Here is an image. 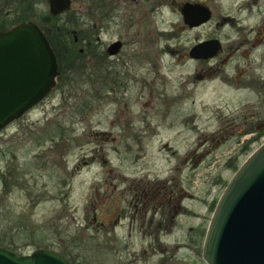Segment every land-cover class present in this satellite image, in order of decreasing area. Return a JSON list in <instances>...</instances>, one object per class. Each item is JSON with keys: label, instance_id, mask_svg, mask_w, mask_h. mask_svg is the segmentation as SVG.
<instances>
[{"label": "rangeland", "instance_id": "rangeland-1", "mask_svg": "<svg viewBox=\"0 0 264 264\" xmlns=\"http://www.w3.org/2000/svg\"><path fill=\"white\" fill-rule=\"evenodd\" d=\"M27 1L31 18L21 21L41 29L58 73L40 102L0 130V245H13L19 253L51 248L73 264H119L121 240L106 222L101 228L97 219L90 222L92 211L97 217L101 198H110L112 206L116 190L132 178L166 179L174 193H185L180 204L187 212H179L160 235L166 251L137 264L163 258L164 264H204L200 249L214 204L237 166L264 140L263 130L254 129L264 124V97L255 88L234 89L233 79L231 86L219 78L192 83L193 71H203L205 64L177 56L199 40L217 36L224 44L226 34L236 36L228 25L215 27L220 17L257 24L264 18V0L250 2L249 8L245 0H206L211 18L180 30L179 13L165 0H70L69 9L53 20L44 19L50 15L47 0ZM18 5L24 7L18 0L0 3V29L18 23H12ZM114 40L121 49L105 54ZM260 73L249 75L264 78V66ZM150 86L167 93L183 86L178 109L162 118L161 108L143 106ZM248 113H255L253 134L234 133L218 143L215 136L203 145L209 154L198 162L183 161L203 135L231 122L236 131ZM170 122L180 134L167 130ZM154 126L158 135L148 136ZM100 132L109 133L110 140ZM122 206L125 237L129 209L125 202ZM137 225L136 218L125 240L136 254L150 242Z\"/></svg>", "mask_w": 264, "mask_h": 264}, {"label": "water", "instance_id": "water-1", "mask_svg": "<svg viewBox=\"0 0 264 264\" xmlns=\"http://www.w3.org/2000/svg\"><path fill=\"white\" fill-rule=\"evenodd\" d=\"M48 13L69 9L70 0H47ZM183 24L197 27L210 18L200 3L185 2L178 8ZM121 46L107 47L115 55ZM217 39L194 43L192 59L216 54ZM54 53L41 29L25 20L0 29V130L39 102L54 85L57 75ZM100 132L99 134H102ZM204 264H264V140L237 166L219 194L201 243ZM0 264H72L51 248L19 253L0 245Z\"/></svg>", "mask_w": 264, "mask_h": 264}, {"label": "flooded vegetation", "instance_id": "flooded-vegetation-1", "mask_svg": "<svg viewBox=\"0 0 264 264\" xmlns=\"http://www.w3.org/2000/svg\"><path fill=\"white\" fill-rule=\"evenodd\" d=\"M205 1L206 0H165L164 2L177 13H179L178 8L185 2L200 3L205 5ZM250 2H254V0H245L243 2L244 8H249ZM240 9L241 6H238L237 10ZM224 21L226 22L223 23ZM223 25H228L229 29L235 31L236 36H230L229 34H226V40L224 44L221 43L217 36L206 38L219 40L220 46L215 55L207 59H192L188 56V49L186 54L184 50H182L180 54H178L177 59H185L187 57L190 60H194L197 64H205V68L203 71L202 68L199 71H197L196 69L193 71V75L191 77L192 83H195L196 80L200 81L201 79L210 80L213 78H219L221 82H225L227 86H231L230 82L231 79H233L234 82L231 84L234 86V89L253 91V89L255 88V93L264 97V78H258L255 75H253V77L251 78V75H249L261 74L260 70L264 66V18H261V20H259V22L253 26H246L239 23L238 20L230 16L223 18L220 17L219 21L215 23V27L218 29V27L220 28ZM197 27L189 28L187 25L182 23L181 26H177V30L185 28L193 29ZM72 35V42H76V36L74 34ZM87 42L88 41H86L85 43ZM111 42H109L108 45ZM108 45L104 50L105 54H108ZM120 49L121 46L119 50ZM225 68H227L228 71H225ZM228 74L233 75L230 76ZM184 95L185 92L183 86L178 87L177 92L174 93L165 92L164 87L158 89L154 86H150L146 91V98L142 105L148 107V109H154L157 107L161 108V117L163 118L171 109H178L181 101L184 98ZM254 116L255 113H248L247 115H243L241 128H238L236 131L231 130L233 129V124H231V122L227 123V125H224L221 128H218L209 136L203 135L201 137V140L195 145V147L187 152L185 160L183 161L186 163V159H190L198 162L201 157L209 154L210 147H206L204 149L203 145L210 140L212 141L215 136V141L218 143L220 141H224L227 135H233L234 133L245 134L246 132H251V134H253L255 132V130L254 132L252 130V119L254 118ZM179 120L180 122H183V119L181 117L179 118ZM177 126L178 125L175 126V124H172L170 122L169 126H167V130L170 129L169 131H173V129L176 128L175 131L177 132V134H180ZM155 127L157 126L149 127V129L147 130L148 136L158 135V131L155 130ZM254 129H262L263 131L261 132H264V124L259 122L255 125ZM260 133H255L256 136L250 138L249 140L256 139ZM99 136H101L103 139L110 140L109 133L103 132ZM124 192H128V198L124 197ZM178 192H180L179 189ZM184 194L185 193L183 192L174 193L172 189L167 186L166 179L143 180L141 178H132L129 180V184L128 186H126V188L116 190L115 199L111 200V202H113L112 206L109 204L110 198H101L99 202L103 204L98 207L99 214L96 217L93 210L90 222H93L97 219V223L100 228L104 226L106 222L108 230L112 233L115 232V236L117 233L118 240H121L122 247L119 246L116 251L119 255H121L122 253L121 250L124 251L123 259H121L119 256V264H137V260L146 261L152 258L155 254H163V252L166 251L165 245L160 244L159 237L160 235H163V233L165 234L168 232V223H170V221L179 212H181V214L187 212L185 208H183L180 204L181 196ZM122 202H125L126 207L129 209L128 220L126 221L127 227L125 237L122 236V233H120V229L123 226L124 220V208L122 206ZM105 210H108V212H111V214L106 215ZM148 211L150 212L149 214ZM136 218L138 219V231L142 236H148V238L150 239V242L146 244L147 248L145 249L144 247H141L138 254H136L135 252H130L126 248L125 243V240H130L131 222H133ZM152 245H154L155 248L152 247ZM164 261L165 260L163 258L158 261V264H164Z\"/></svg>", "mask_w": 264, "mask_h": 264}, {"label": "trees", "instance_id": "trees-1", "mask_svg": "<svg viewBox=\"0 0 264 264\" xmlns=\"http://www.w3.org/2000/svg\"><path fill=\"white\" fill-rule=\"evenodd\" d=\"M18 1H19V3H21L22 5H24V7H22V6L20 7L18 5V7L15 8L13 6V11H12V13H13L12 17H13V19H12V23L20 22L21 20H24V18H31L29 16V14H30V8H31V6L29 7L30 3L27 0H18ZM0 3H2L4 6H11V3H13V0H0ZM44 19L53 20V19H55V16L48 15V16H45ZM2 246H4V245H2ZM5 247L10 248V249H12L14 251L16 250L15 249V246H13V245H6ZM64 256H65V254H64Z\"/></svg>", "mask_w": 264, "mask_h": 264}]
</instances>
